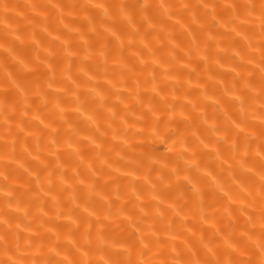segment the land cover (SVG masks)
<instances>
[{"label": "clouds", "instance_id": "1", "mask_svg": "<svg viewBox=\"0 0 264 264\" xmlns=\"http://www.w3.org/2000/svg\"><path fill=\"white\" fill-rule=\"evenodd\" d=\"M0 264H264V0H0Z\"/></svg>", "mask_w": 264, "mask_h": 264}]
</instances>
